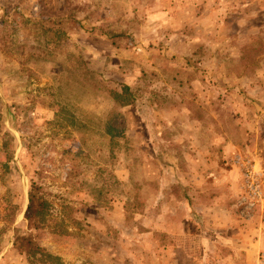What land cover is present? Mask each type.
Here are the masks:
<instances>
[{"label":"rangeland","instance_id":"1","mask_svg":"<svg viewBox=\"0 0 264 264\" xmlns=\"http://www.w3.org/2000/svg\"><path fill=\"white\" fill-rule=\"evenodd\" d=\"M222 195L264 232V0H0V264H250Z\"/></svg>","mask_w":264,"mask_h":264},{"label":"crops","instance_id":"2","mask_svg":"<svg viewBox=\"0 0 264 264\" xmlns=\"http://www.w3.org/2000/svg\"><path fill=\"white\" fill-rule=\"evenodd\" d=\"M217 178V177H216ZM222 195L213 202H210L204 209L207 217V224L212 229L231 233L233 241L237 244L245 246L246 256L250 264H255L258 261V256L264 251V232L256 227V225H242L236 219L233 211V206L229 199ZM232 241V240H229ZM264 255V252H262Z\"/></svg>","mask_w":264,"mask_h":264},{"label":"trees","instance_id":"3","mask_svg":"<svg viewBox=\"0 0 264 264\" xmlns=\"http://www.w3.org/2000/svg\"><path fill=\"white\" fill-rule=\"evenodd\" d=\"M36 188L37 187L34 185L33 188H31V190L29 191V205L25 212V218L30 225H32V222L36 217H41L46 209V202L35 192ZM13 246L15 249L29 256L39 253L37 243L32 239L31 236H16L13 242Z\"/></svg>","mask_w":264,"mask_h":264}]
</instances>
